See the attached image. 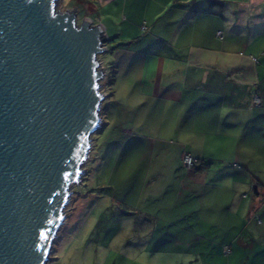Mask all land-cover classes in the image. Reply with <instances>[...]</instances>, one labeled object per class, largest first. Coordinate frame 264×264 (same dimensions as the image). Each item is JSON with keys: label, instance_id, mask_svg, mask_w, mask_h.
I'll return each instance as SVG.
<instances>
[{"label": "crops", "instance_id": "1", "mask_svg": "<svg viewBox=\"0 0 264 264\" xmlns=\"http://www.w3.org/2000/svg\"><path fill=\"white\" fill-rule=\"evenodd\" d=\"M81 1L83 18L96 15L93 24L116 46L99 134H118L119 150L149 156L146 199H162L167 232L179 235L177 250L193 252L191 264H200L207 245L232 255L237 234L229 230L257 214L258 200L248 201L247 192L264 194V180L250 174L246 160L247 137L264 134V0ZM107 8L109 20L123 15L133 31L101 23ZM184 152L197 162L191 170L180 162ZM224 153L231 158L218 165L213 155Z\"/></svg>", "mask_w": 264, "mask_h": 264}, {"label": "water", "instance_id": "2", "mask_svg": "<svg viewBox=\"0 0 264 264\" xmlns=\"http://www.w3.org/2000/svg\"><path fill=\"white\" fill-rule=\"evenodd\" d=\"M57 0H0V264H47L101 126L109 43Z\"/></svg>", "mask_w": 264, "mask_h": 264}, {"label": "rangeland", "instance_id": "3", "mask_svg": "<svg viewBox=\"0 0 264 264\" xmlns=\"http://www.w3.org/2000/svg\"><path fill=\"white\" fill-rule=\"evenodd\" d=\"M81 2L57 0L56 11L76 8L79 25L84 17ZM109 8L99 11L101 23L118 31L129 26L133 31L131 23L123 21V15L114 21L109 20L106 14ZM90 16L93 21L96 20V15ZM97 59L99 69L102 68L105 74L100 92L106 99L110 92L105 87V78L114 61V54L104 53ZM260 114L264 115V108ZM261 124L264 127V119ZM98 131L92 136L89 156L82 166L83 175L79 183L71 188L65 219L47 264H191L195 261L193 252L184 251L181 247L177 250L179 246H174L176 240L173 238L179 235L171 236L167 232L170 220L166 217L168 213L162 199L157 202L146 199L152 194L146 181L149 156L119 150L118 142L121 147L122 137L118 138V134L110 131L106 134H99ZM247 139L251 141L250 156L246 159L250 174L264 180V134H250ZM213 157L221 159L219 165L229 160L231 155L224 153ZM255 195L251 187L247 200H258L254 205L257 214L249 220H236L235 228L229 230L237 234L236 244L232 242L233 254L229 252L228 256H220L207 245L202 252H198L202 256L200 264H264V194ZM170 198L172 195L168 192L166 201ZM180 225L178 222L177 226ZM204 237L211 241L216 239L215 234ZM238 242L250 248H241ZM218 243L221 244V239Z\"/></svg>", "mask_w": 264, "mask_h": 264}, {"label": "trees", "instance_id": "4", "mask_svg": "<svg viewBox=\"0 0 264 264\" xmlns=\"http://www.w3.org/2000/svg\"><path fill=\"white\" fill-rule=\"evenodd\" d=\"M82 3V2H81ZM107 48V53H113L115 48H109V46H106ZM113 64L111 63V67H109V69L107 70L106 73V78H105V87L107 89L108 92L112 93L113 91V86L115 83V79H116V70L115 67L112 66ZM208 164L204 163V162H200V166L199 168H204L207 167Z\"/></svg>", "mask_w": 264, "mask_h": 264}, {"label": "built area", "instance_id": "5", "mask_svg": "<svg viewBox=\"0 0 264 264\" xmlns=\"http://www.w3.org/2000/svg\"><path fill=\"white\" fill-rule=\"evenodd\" d=\"M259 98H255L254 102L255 104H258ZM180 162L183 167L191 170L195 167V164L197 163L196 160L187 152H184L181 154Z\"/></svg>", "mask_w": 264, "mask_h": 264}]
</instances>
